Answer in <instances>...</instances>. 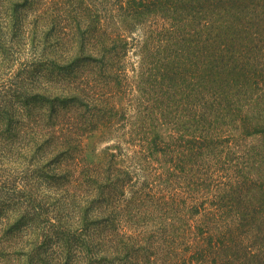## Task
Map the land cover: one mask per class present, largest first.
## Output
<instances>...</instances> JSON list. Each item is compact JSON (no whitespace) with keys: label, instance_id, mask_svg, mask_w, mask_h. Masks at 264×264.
Masks as SVG:
<instances>
[{"label":"trees","instance_id":"obj_1","mask_svg":"<svg viewBox=\"0 0 264 264\" xmlns=\"http://www.w3.org/2000/svg\"><path fill=\"white\" fill-rule=\"evenodd\" d=\"M0 264H264V0H0Z\"/></svg>","mask_w":264,"mask_h":264},{"label":"rangeland","instance_id":"obj_2","mask_svg":"<svg viewBox=\"0 0 264 264\" xmlns=\"http://www.w3.org/2000/svg\"><path fill=\"white\" fill-rule=\"evenodd\" d=\"M134 37L137 39H141V32L136 31ZM137 52L136 48H133L129 52L128 60L132 63L135 62L137 56L135 55ZM84 144V155L89 160L99 159L102 156L103 148L109 144L107 141V133L104 130L94 131L90 134H87L83 138Z\"/></svg>","mask_w":264,"mask_h":264}]
</instances>
